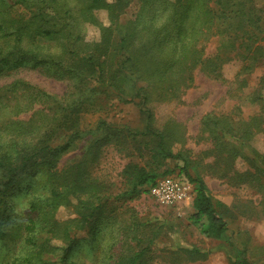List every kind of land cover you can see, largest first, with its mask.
<instances>
[{
  "label": "trees",
  "instance_id": "16d2710c",
  "mask_svg": "<svg viewBox=\"0 0 264 264\" xmlns=\"http://www.w3.org/2000/svg\"><path fill=\"white\" fill-rule=\"evenodd\" d=\"M131 1L0 0V148L5 149L0 150V170H4L0 187L12 185L20 171L26 174L32 196L30 211L35 217L26 225L17 223L12 236L19 247L31 244L41 250L45 244L52 246L54 239H70L55 264L69 259L77 243L70 236L72 230L103 224L109 201L150 195V188L160 178L174 173L177 165L170 168L171 161L182 162L176 175L194 185L192 223L206 237H227L223 202L212 196L201 174L191 171L195 162L185 147L183 124L170 120L156 127L151 105L179 99L194 84L197 69L217 79L223 66L236 56L242 62L241 71L249 73L264 66L260 14L249 0H138L137 12L124 23L120 16ZM21 6L27 7V13L20 11ZM99 10L106 11L108 23L98 17ZM86 24L98 28V40L85 41ZM220 28L230 35H236V30L245 35L243 48L237 46L238 39H219L216 51L206 54L209 38ZM28 65L67 81L64 95L43 91L20 77L8 80ZM263 89L264 77L248 95L260 104L258 113L246 119L206 113L197 134L199 140L210 144L207 154L212 156L213 174L236 186L251 185L262 196L264 153L254 149L251 140L263 130ZM112 100L139 105L144 125L134 128L99 117L94 127H80L79 114L87 105ZM49 110H53L50 116ZM67 110L69 113H62ZM36 111L45 112L47 118L33 122ZM26 113L30 114L28 119L21 118ZM10 114L15 120L8 117ZM81 138L85 139L82 157L60 170V156L76 148ZM109 145L129 158L120 173L121 190L116 193L112 182L92 171ZM239 158L245 160V169L235 166ZM43 189L45 192H39ZM62 204L73 209V226L68 220L55 219ZM121 209V205L116 206L107 216L113 219V227L119 225L109 231V245H103L97 264H153L154 255L141 246L136 230L117 221L119 217L124 220ZM2 224L0 235H8ZM46 225L50 226L49 235L43 232ZM122 239H136L135 248L114 249ZM40 249L38 254L42 255ZM181 252L187 261L205 260L211 253L197 246L183 247ZM38 254L33 251L26 262L33 263ZM240 255L228 252L227 258L231 264H252Z\"/></svg>",
  "mask_w": 264,
  "mask_h": 264
},
{
  "label": "rangeland",
  "instance_id": "374dc122",
  "mask_svg": "<svg viewBox=\"0 0 264 264\" xmlns=\"http://www.w3.org/2000/svg\"><path fill=\"white\" fill-rule=\"evenodd\" d=\"M249 4L260 14L263 31H259L261 32L259 36L263 37L264 0H249ZM137 10L138 0H132L120 19L126 23ZM20 11L27 13V7L21 6ZM97 15L104 23H108L106 11L99 10ZM85 26V41L98 40L100 37L98 28L89 24ZM230 34L221 28L215 31L209 38L211 40L207 44L206 54L216 51L219 39H238L237 46L240 45V48H243L241 41L245 35L239 30H236V35ZM237 58L238 56H236V60L223 66L222 75L217 79L208 77L197 69L194 84L179 99L151 105L156 127H162L170 120H176L183 124L187 135L185 147L190 149V156L195 162L191 171L201 174L208 184L212 196L223 202L221 212L228 224L227 237L224 239L206 237L199 227L192 223L193 196L192 199L175 205L160 204L149 194H142L133 199L109 201V208L102 217H106L103 224L97 227L92 223L90 225L92 229L76 231H71L74 223L70 220L75 216L73 209L62 204L57 208L54 217L57 222L68 220L72 223L70 236L75 237L74 240L77 242L69 254V259L62 264H97L99 262L103 245H109V231L112 228H118L119 225L118 223L113 227V219L107 216L110 215L112 208L120 205L124 220L119 217L117 221H123L136 230L135 234L139 237L141 246H146L154 255L153 264H174L173 261H176V264H231L227 258L228 252L231 255L240 252V256L245 257L252 264H264V196L251 185L236 186L227 179L213 174L210 166L212 156L207 154L210 144L205 140H199L197 136L201 118L206 113L228 114L235 119H246L259 112L260 104L253 101L248 95L264 77V66L260 65L249 73L241 71L242 62ZM3 66L6 68L9 65ZM18 77L28 80L43 91L59 96H63L68 87L67 81L44 74L39 66L22 67L8 77V80ZM0 81L2 82V80ZM38 107L41 108V105L38 104ZM51 111L48 112L49 116L52 115ZM36 112L32 117L33 122L47 118L45 112ZM62 113L69 112L67 110ZM29 116L30 114L26 113L22 114L21 118L28 119ZM8 117L15 120V115L10 114ZM99 117H105L108 120L134 128L144 125V117L139 111V105L136 103H115L112 100V102L102 101L95 106L87 105L79 114L80 127L84 130L94 127ZM262 127L263 130L251 140V146L264 153V119ZM84 144L85 139L81 138L76 148L66 151L60 156L58 160L60 170L66 169L80 160ZM13 154H15V150L11 151V155L14 157L16 154ZM133 159L141 163L145 161V158L133 157ZM128 160L129 158L122 156L113 145H109L93 166V174L100 176L106 182H112L113 192L116 193L121 190L120 173ZM181 163V161L177 164L175 161L168 163L170 168L177 165L174 173L170 175L178 173V165ZM235 166L245 169L247 164L244 159L239 158L237 163L235 161ZM3 172L4 170H0V178ZM191 185V195H193L194 185ZM27 186L26 174L20 171L18 179L12 185L0 187V222L3 223L2 228L8 233L5 236L0 235V264H28L25 260L26 257L35 250L37 254L39 253L40 248L31 244L23 245V247L21 244L19 247L20 244L16 242L15 236H12V233H15L12 229L18 227L17 223L26 225L35 214L30 211L32 196L30 197L31 191L27 190ZM39 192H45V189ZM44 230V233L50 234V226H44ZM69 240L54 239L51 241L52 246L45 244L42 250L40 249L42 255L38 254L39 258L30 264H55L57 260L61 259ZM136 242V239L132 242L122 239L117 242L114 249L127 251L130 248H135ZM191 246L210 250L211 253L205 260H184L181 256V249ZM43 255L45 258L42 257Z\"/></svg>",
  "mask_w": 264,
  "mask_h": 264
},
{
  "label": "built area",
  "instance_id": "2783aa9c",
  "mask_svg": "<svg viewBox=\"0 0 264 264\" xmlns=\"http://www.w3.org/2000/svg\"><path fill=\"white\" fill-rule=\"evenodd\" d=\"M192 185L177 175H168L160 178L150 188V195L163 205H175L187 199H192Z\"/></svg>",
  "mask_w": 264,
  "mask_h": 264
},
{
  "label": "crops",
  "instance_id": "0c3cea01",
  "mask_svg": "<svg viewBox=\"0 0 264 264\" xmlns=\"http://www.w3.org/2000/svg\"><path fill=\"white\" fill-rule=\"evenodd\" d=\"M194 195V194H193ZM192 202H193V200H192Z\"/></svg>",
  "mask_w": 264,
  "mask_h": 264
}]
</instances>
